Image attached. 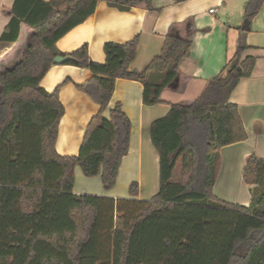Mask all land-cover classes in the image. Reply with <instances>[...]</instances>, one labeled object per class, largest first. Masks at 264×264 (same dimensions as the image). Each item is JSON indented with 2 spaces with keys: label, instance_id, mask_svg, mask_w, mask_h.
Masks as SVG:
<instances>
[{
  "label": "trees",
  "instance_id": "trees-1",
  "mask_svg": "<svg viewBox=\"0 0 264 264\" xmlns=\"http://www.w3.org/2000/svg\"><path fill=\"white\" fill-rule=\"evenodd\" d=\"M100 0H15L1 40L17 42L30 31L21 56L0 72V264H264V159L247 157L243 178L254 184L249 206L213 194L220 150L247 132L230 98L256 57L239 46L223 72L190 104L174 103L155 120L151 138L160 154V189L149 200L76 194L75 168L116 184L129 152L131 120L117 103L104 112L118 78L144 84L143 101L163 102L192 40L169 33L161 53L143 70L131 69L139 37L106 42V61L91 59L85 44L62 53L57 41L91 16ZM129 10L150 0H105ZM264 0H249L252 21ZM57 56L93 75L77 88L100 105L78 155L56 150L65 113L60 85L48 92L41 81ZM71 81L68 77L64 83ZM133 182L130 192L138 194Z\"/></svg>",
  "mask_w": 264,
  "mask_h": 264
},
{
  "label": "crops",
  "instance_id": "crops-1",
  "mask_svg": "<svg viewBox=\"0 0 264 264\" xmlns=\"http://www.w3.org/2000/svg\"><path fill=\"white\" fill-rule=\"evenodd\" d=\"M248 1L150 0L148 5L121 10L100 0L91 16L57 41L58 49L65 54L87 44L91 59L104 63L106 42L126 43L138 36L137 53L130 68L141 71L161 53L169 33L192 40L177 78L162 93L163 102L145 104L144 84L139 80H116L104 115L109 118L110 110L121 103L131 120L129 152L123 156L116 184L109 190L104 188L101 174L86 176L77 165L74 193L142 200L155 196L160 189V154L152 142V123L165 117L172 104L196 100L208 83L223 72L238 47L245 46L242 58L256 57L255 67L250 76L241 80L230 100L237 104L247 138L221 148L213 194L230 203L251 204L255 185L245 182L243 171L249 155L264 159V3L249 21L245 18ZM14 2L0 0V72L21 56L30 32L23 24L17 42L1 40L12 18ZM92 75L89 68L54 63L41 81L48 92L60 85L59 98L65 113L59 123L56 150L63 156L79 154L87 126L100 111V105L76 86ZM68 77L71 81L63 84ZM133 182L139 185L136 196L130 192Z\"/></svg>",
  "mask_w": 264,
  "mask_h": 264
},
{
  "label": "water",
  "instance_id": "water-1",
  "mask_svg": "<svg viewBox=\"0 0 264 264\" xmlns=\"http://www.w3.org/2000/svg\"><path fill=\"white\" fill-rule=\"evenodd\" d=\"M66 60H67V58H65V57H63V56H57V57H55V59H54V63H58V64H60V63H65Z\"/></svg>",
  "mask_w": 264,
  "mask_h": 264
},
{
  "label": "built area",
  "instance_id": "built-area-1",
  "mask_svg": "<svg viewBox=\"0 0 264 264\" xmlns=\"http://www.w3.org/2000/svg\"><path fill=\"white\" fill-rule=\"evenodd\" d=\"M214 11V9H211V12H213Z\"/></svg>",
  "mask_w": 264,
  "mask_h": 264
}]
</instances>
